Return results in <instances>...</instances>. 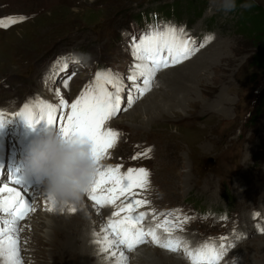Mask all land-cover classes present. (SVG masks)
Here are the masks:
<instances>
[{
	"label": "rangeland",
	"instance_id": "1",
	"mask_svg": "<svg viewBox=\"0 0 264 264\" xmlns=\"http://www.w3.org/2000/svg\"><path fill=\"white\" fill-rule=\"evenodd\" d=\"M244 2L236 0V10L224 13L217 10L213 0H0V19L25 17L7 29L0 28V113L7 120L26 103L30 107L38 102L58 104L57 90L71 103L94 80L97 71L118 74L124 88L120 93L121 110L104 127L120 135L115 150L109 149L108 158L101 161V168L122 165L121 173L130 167L145 168L150 183L143 191L132 189L138 195L121 196L112 205L110 215L127 203L126 197L149 199L131 215L145 213L139 227L158 230L161 242L178 237L183 241L181 249L187 246L193 252L204 244H230L232 247L218 264H264V197L260 196L264 191V69L253 65L264 43L255 42L253 37L257 26L260 28L255 15L258 10L241 8ZM255 5L264 9V0H255ZM165 26H174L178 33L183 29V39L189 40L195 51L180 63L157 71L150 89L141 96L134 89L144 87L143 77L135 84L127 79L133 64L140 63L132 56L133 37L138 42L141 36ZM210 54L221 69L215 76L219 80L215 81L214 95L227 108L219 110L221 103L216 101L212 109L203 111L205 99L194 77L200 67L192 72L187 68L199 63V56L201 60ZM83 57L89 60L88 65L81 64ZM204 71L209 79L214 76L208 66ZM183 82L196 90L194 98L187 95ZM106 87L114 91L111 85ZM130 91L134 102L129 107ZM169 102L180 106L167 110ZM69 111L63 110L65 117ZM24 125L22 120L17 127L9 123L0 128V177L16 163L7 161L6 154L19 132H27ZM30 133L40 137L58 133V129L41 121ZM217 135L224 136L218 139L223 143L211 139H217ZM170 150L176 151V158L175 154L167 155ZM137 153L146 155L133 160ZM18 163L23 165L22 161ZM173 164L177 165L170 171L174 179L165 170ZM184 175L189 176L188 181ZM9 177L0 184L7 183ZM83 199L88 205L90 201ZM98 212L102 217L107 214ZM3 215L0 213V223ZM101 222L100 216V226H105V221ZM107 225L101 230L103 235L107 234ZM41 229L39 225L36 234L42 236ZM222 236L227 239L221 241ZM185 237L193 240L191 245ZM196 239L201 243L197 244ZM144 240L132 250L167 251L153 243L150 236ZM25 247L18 245L20 264L44 263V257L38 263L29 261L33 257L27 255L31 252ZM95 249L94 245L86 264L118 259L117 254L108 259L95 257ZM125 261L138 263L132 257Z\"/></svg>",
	"mask_w": 264,
	"mask_h": 264
},
{
	"label": "snow or ice",
	"instance_id": "2",
	"mask_svg": "<svg viewBox=\"0 0 264 264\" xmlns=\"http://www.w3.org/2000/svg\"><path fill=\"white\" fill-rule=\"evenodd\" d=\"M25 20V17H6L0 19V28H9L19 22ZM180 29L179 33L174 26H165L163 30H152L140 37L139 41L133 37L132 56L134 60L140 63L133 64V72L127 79L133 84L143 77V88L136 87L134 91L141 96L150 89L151 81L157 71L167 68L171 65L180 63L187 59L193 52L194 48L190 46V41L183 39ZM203 45H201L202 47ZM66 67V65H65ZM106 85H111L114 91H109ZM67 87V84H65ZM124 90L118 74L109 71H97L94 80L86 85L80 94L69 103L66 99L59 96L57 90L56 95L59 98L58 104L38 102L30 107L25 104L23 108L13 115L22 119L26 126L35 128L41 121H45L46 126H54L58 129V133L65 139L78 137L81 141L87 142L90 146L91 155L97 164V171L92 185L87 190L88 199L94 202V205L104 207L105 205H114L116 200L126 193H132V189L139 188L144 190L148 185L149 172L145 168H128L126 172L121 173L122 165L108 166L101 168V161L108 158L109 149L116 146L120 133L105 128V122L115 116L121 109L120 93ZM134 102L132 91L128 95V106ZM70 109L66 117L63 110ZM59 111V115H57ZM11 120V119H10ZM10 120H6L4 115L0 113V128H2ZM146 153H137L132 157L133 160L139 158ZM9 182L19 185L9 187ZM24 177H16L10 175L7 183L0 184V213L6 214L10 219H3L0 227V264H20L19 249L17 239L8 233L18 232L16 225L19 221L24 220L29 212L34 209L31 207V201L25 198L27 189L22 187ZM105 185H110L105 187ZM49 203L47 210L52 212L55 207L52 201L45 197ZM115 212L113 216H119L120 213L127 212L128 215L120 220L109 221L107 228L111 230L117 239L111 243L125 245L128 250H132L135 245L144 243V237L150 236L153 243L169 252L177 253L181 250V242L177 239L169 238L164 242L160 241L155 230L145 231L142 227H138L145 213L141 212L138 216H132L131 212L136 207L143 206L148 203L146 200L135 199L128 200ZM69 212H75L76 208L67 207ZM61 211L64 208H60ZM165 223H168L165 220ZM160 228L161 225H157ZM165 231H168L165 229ZM226 237H220L221 241ZM232 245L220 243L219 246L204 244L195 252L183 247L184 255L191 261V264H218L227 254L228 249Z\"/></svg>",
	"mask_w": 264,
	"mask_h": 264
},
{
	"label": "bare ground",
	"instance_id": "3",
	"mask_svg": "<svg viewBox=\"0 0 264 264\" xmlns=\"http://www.w3.org/2000/svg\"><path fill=\"white\" fill-rule=\"evenodd\" d=\"M223 54H224V57L227 56L224 51H223ZM201 56H199L196 60V63L197 62L199 63H197L196 65L194 63H191L188 66L187 70L189 72H192L194 67H198V66L200 67L199 69L195 71L194 77H196L195 79H197L199 92L201 93V96L203 94V97L205 99V102L203 101L204 104L202 105V110L208 111L212 109V107H214V104L216 101L221 103L217 99L218 95L216 97L214 95L216 92L215 91L216 90L215 81L219 80V79L218 80L215 79V76L221 69L219 68L218 65H215L214 55L210 54V55L205 56L204 58H201V60H199ZM83 58L84 59L82 60V63L80 62L81 60L79 59L76 61L80 62L81 64L88 65L89 60H87V57H83ZM207 66L212 70V73L214 75L211 79H209V76L207 75L206 71H204L205 67ZM183 87H185V90H187L186 91L187 95L194 98V95L197 93L196 90H194L190 86H187L184 82H183ZM176 106H180V105L177 103H172V102H169L168 104H166V107H168L167 110H169V108L172 110ZM219 106H220V109L218 108L219 110H222L224 107L227 108V104L225 103H221ZM223 113L226 114L225 111H223ZM7 120H10V121L6 123V126L9 123H11V124H14V126L16 127L19 126L22 121V119L18 117L13 118V116L12 118L8 117ZM23 127H24L23 129L27 130V132L26 131L19 132V134L16 136L17 138L15 139V141H13V143L10 144V148L8 149L9 152L6 154L8 156L7 161H15L16 163L9 166L10 168H7L9 172L7 171L8 172L7 174H5L4 176H1L0 180H2L4 177L9 176V175L23 177V165H19L18 162L20 161L23 162L29 142L39 137L38 135L35 136V134L34 136H32L30 133L31 128L27 127L26 124ZM207 136H211V135L208 134ZM221 137H224V136L221 135V136H218L217 139L216 138H211V139H213L214 143H223V142L218 141V139ZM0 147H2V144L0 145ZM115 148L110 149V151L113 152ZM226 148H228L227 145H225V149ZM169 152H167V155L174 156L172 154H175V158H176L177 155H176L175 150H170ZM3 163H4V160H3ZM177 164H179L178 161H177ZM176 166H177L176 164H173L170 167L169 166L165 167V170L167 169V171H169L170 173L169 177H172L173 179H174V175H172L170 171H172ZM184 177L186 178L185 181H188L189 176L184 175ZM109 186L110 185H105V187H109ZM9 187H16L20 189L19 185H15L10 182H9ZM22 187L27 189V193H25L24 195L26 199L31 201V207L34 210L29 212V214L27 215L26 217L27 221L23 220L21 223H17L16 227L19 230L18 232L8 233L6 235H12L14 239H17V245L26 246L23 249H27L28 251L31 252L30 254H27L33 257V260H29L31 262L35 261V263H38V261L43 260V257H44L45 261L43 264H57V262L58 263L61 262L62 264H86V261H88V256L90 255V252L92 251V248L95 245L96 247L95 257H98L101 259H108L112 256H115L116 254L118 255V259L116 260H112L109 262H102V263L96 261L97 264H128L125 260L130 257L134 258L139 264H144V263L145 264H188V259L184 258L183 254H176V253H172V252L165 251V250L162 251L160 248L159 250L157 249L156 251L142 250L140 248L129 251L125 245L116 247V245H114V243H111V241H115L117 237L114 234H112V232L108 231L110 229L106 231L107 234L105 235H103V232H101V230L105 229L107 223H109L110 220L115 221V220H118V218L122 219L124 216H126V213H123V214L120 213L119 216L111 217L113 213L112 212L110 215V212L112 211L110 209L113 208L112 205H105L107 207L106 210H102V207L94 205L93 204L94 202L89 200L87 195H84L83 197L86 200H89L92 204L90 202H89L90 205L89 204L86 205L87 203L84 204L83 202L84 199H83L81 203L77 207H75L76 208L75 212H69L67 207H65L63 211L55 207L54 211L49 212L47 208L50 205L46 201L45 195L43 194V187H40V185H36V182L30 179H24V183ZM260 192L262 193V195H260L261 198L264 197V191H260ZM147 200L149 201V199ZM98 211L105 212L107 214L105 217L104 215L102 217V215H99ZM100 216H101L102 222L105 221L104 222L105 226L103 227L100 226L101 224L99 223ZM2 218L10 219V217H8L7 215H3ZM29 220H32L33 222H30ZM258 220L259 219H257L256 221ZM256 221L253 220V223L255 222L254 223L255 225H256ZM140 224L137 226L139 227ZM39 225L42 226V229L40 230L42 233V236L39 235V233L36 234L37 231H39L38 230ZM2 226L4 225L1 222L0 227ZM150 228L154 230L152 227H147V226L143 227L145 231H148ZM43 229H46L45 233H43L44 231L42 232ZM256 230L259 231L258 229ZM261 230H264V228ZM49 235L51 236L49 237ZM39 236L43 240L39 238ZM0 238H4V237H0ZM102 238L106 239V241H102ZM94 239L98 240L96 244L93 243ZM263 239L264 238H262V240ZM185 240L187 241L189 240L188 245L192 244L193 240L190 241L188 237H185ZM194 241L197 244L201 243L200 240L198 239ZM262 244H264V240ZM185 245H187V243ZM181 247H182V244H181ZM21 249H22V246H21ZM181 252L183 253V249H181Z\"/></svg>",
	"mask_w": 264,
	"mask_h": 264
},
{
	"label": "clouds",
	"instance_id": "4",
	"mask_svg": "<svg viewBox=\"0 0 264 264\" xmlns=\"http://www.w3.org/2000/svg\"><path fill=\"white\" fill-rule=\"evenodd\" d=\"M218 11L236 10V0H213ZM255 0L240 5L247 10ZM97 164L90 146L78 137L65 139L59 133H48L31 140L23 160L24 179L34 180L43 187V194L54 207H77L93 183Z\"/></svg>",
	"mask_w": 264,
	"mask_h": 264
},
{
	"label": "trees",
	"instance_id": "5",
	"mask_svg": "<svg viewBox=\"0 0 264 264\" xmlns=\"http://www.w3.org/2000/svg\"><path fill=\"white\" fill-rule=\"evenodd\" d=\"M251 10H253L252 12H254V10H258V13L255 14L256 16L259 17V24H260V28L258 30V26L256 31L253 33V37H254V41L257 43H264V17H260L262 13H264V9L258 7L257 5H254V7L251 8ZM254 14L251 15V17ZM258 32H260V34L258 35ZM254 66H259L261 68L264 69V44L259 46V52L257 50V55L256 57H254V62H253Z\"/></svg>",
	"mask_w": 264,
	"mask_h": 264
}]
</instances>
